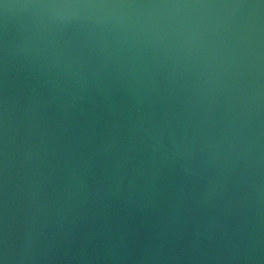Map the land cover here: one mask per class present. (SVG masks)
<instances>
[{
	"label": "water",
	"instance_id": "obj_1",
	"mask_svg": "<svg viewBox=\"0 0 264 264\" xmlns=\"http://www.w3.org/2000/svg\"><path fill=\"white\" fill-rule=\"evenodd\" d=\"M0 264H264V0H0Z\"/></svg>",
	"mask_w": 264,
	"mask_h": 264
}]
</instances>
